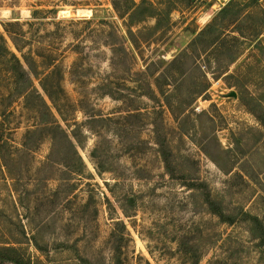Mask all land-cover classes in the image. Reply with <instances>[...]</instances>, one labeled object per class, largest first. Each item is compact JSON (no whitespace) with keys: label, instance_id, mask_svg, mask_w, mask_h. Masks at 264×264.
<instances>
[{"label":"rangeland","instance_id":"374dc122","mask_svg":"<svg viewBox=\"0 0 264 264\" xmlns=\"http://www.w3.org/2000/svg\"><path fill=\"white\" fill-rule=\"evenodd\" d=\"M133 1L131 24L109 0H0L6 47L5 29L56 65L17 90L0 50V247L21 264H264V0Z\"/></svg>","mask_w":264,"mask_h":264},{"label":"trees","instance_id":"16d2710c","mask_svg":"<svg viewBox=\"0 0 264 264\" xmlns=\"http://www.w3.org/2000/svg\"><path fill=\"white\" fill-rule=\"evenodd\" d=\"M113 10L115 13H117L118 17L126 18L131 24L133 23L134 18L138 15L140 9L142 8L141 4H136L133 0H109ZM226 7L222 8L216 15V17L212 20L211 24L207 26V29H209L213 23L219 18L222 17L226 13ZM34 13H36L34 11ZM148 17H152V15H148ZM13 24L7 23L6 26H11ZM16 26H18V23H16ZM5 32L9 35V38L11 40V43L15 49V52L9 50L6 47V43L3 39V37L0 35V41L2 44H0V50L3 49V54L6 56L7 64H8V73L12 77V79L15 82V88L19 90V83H23L25 81H31L30 76L37 78L39 76L38 67L39 65H44L48 70L51 69L48 73H44L43 80L50 79L52 75H54V71L56 70V65L50 64H44L43 59H40L37 61L32 55L23 53V49L15 42V39L12 38V34L16 36V33L8 31L5 29ZM128 34V41L133 45V47H136L135 41L130 38V36H133L134 34L130 29L127 30ZM217 41H214V45ZM212 44V46H213ZM49 58H51V55H47ZM0 57H2L0 53ZM45 57V56H44ZM43 57V58H44ZM42 58V57H41ZM58 88V85L56 84L53 86L52 89H47L44 85H41V89L45 91L46 97L50 101L52 107L58 112L57 106H56V99L53 98L51 94H49L47 91H53ZM45 105V103H44ZM52 119L54 120V116L52 115ZM56 128L61 129L60 125L56 123ZM62 130V129H61ZM63 132V131H62ZM14 250L11 248H3L0 247V264H21L20 261H18L16 258L12 256V252Z\"/></svg>","mask_w":264,"mask_h":264},{"label":"bare ground","instance_id":"6f19581e","mask_svg":"<svg viewBox=\"0 0 264 264\" xmlns=\"http://www.w3.org/2000/svg\"><path fill=\"white\" fill-rule=\"evenodd\" d=\"M227 1V0H226ZM27 14V13H26Z\"/></svg>","mask_w":264,"mask_h":264}]
</instances>
